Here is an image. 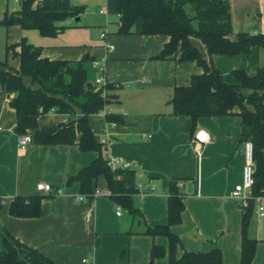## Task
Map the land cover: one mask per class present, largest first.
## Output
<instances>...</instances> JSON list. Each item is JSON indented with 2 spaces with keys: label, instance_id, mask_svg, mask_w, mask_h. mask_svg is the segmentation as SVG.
<instances>
[{
  "label": "crops",
  "instance_id": "crops-1",
  "mask_svg": "<svg viewBox=\"0 0 264 264\" xmlns=\"http://www.w3.org/2000/svg\"><path fill=\"white\" fill-rule=\"evenodd\" d=\"M20 1L0 0V22L5 12L19 9ZM226 1L231 12V39L236 40L239 33L264 34V0ZM102 9L100 14H108L106 4V12H100ZM82 14L78 20L61 22L67 28L54 37L0 23V70L18 71L19 58L7 46L17 44L23 36L41 47L42 57L78 61L89 55L94 61L104 60L105 80L119 85L112 91L114 102L104 111L118 114L120 121H107L105 114L99 112L90 114L88 122L104 158L110 155L132 163L130 169L135 171L138 189L133 205L140 215L133 217L108 195L91 197L96 189H108L102 175L93 181L89 192H83L81 183L71 179L99 151L81 150L76 142L31 141L21 148V135L14 131L15 110L0 87V247L3 239H15L39 251L53 264H168L167 237L151 235L146 230L167 224V190L169 182L176 179L184 204L180 222L169 225L179 238L176 256L184 251L218 248L222 264H241L242 211L230 196L241 183L245 163L239 109L235 107L226 115L201 116L195 121L187 115L173 114L168 103L173 88L188 85L192 75L204 72L203 67L192 60L177 61L179 49L165 59H154L169 37L117 34L115 14L105 19L96 38H88L89 25L81 22ZM68 30L80 31L72 39L62 35ZM190 41L227 83H236L232 74L235 69L242 68L253 75L264 66V44L251 47L248 53L213 54L209 58L206 46L198 38L191 37ZM90 68L95 73L93 62ZM23 81L30 84L28 77H23ZM242 92L248 96L252 90ZM247 108L253 109L250 104ZM79 115L48 112L38 117L37 128L67 123ZM199 129L209 135L208 142L201 145L194 140ZM32 132L27 131L30 135ZM105 137L108 142L102 145L100 140ZM39 182L50 184L53 191L37 190ZM147 185L154 186V190L142 197L140 192ZM34 195L41 196L38 216L17 217L9 213L14 197ZM79 195L83 196L82 201L77 200ZM247 236L256 241L249 264H264V216L253 214ZM153 246L161 247L162 253L153 257ZM85 258L88 262L82 261Z\"/></svg>",
  "mask_w": 264,
  "mask_h": 264
},
{
  "label": "trees",
  "instance_id": "trees-1",
  "mask_svg": "<svg viewBox=\"0 0 264 264\" xmlns=\"http://www.w3.org/2000/svg\"><path fill=\"white\" fill-rule=\"evenodd\" d=\"M84 5H75L70 0H21L19 9L5 12L0 22L5 26L19 25L22 29H35L41 36L54 37L61 33L67 19L77 18ZM108 13L118 16L117 34L154 35L169 37L154 59L162 60L180 54L177 61H195L203 67L202 74L192 75L190 83L175 86L168 100L172 113L187 115L195 121L201 116H220L239 109L242 127L240 140L252 144L254 164V196H264V66L253 75L239 68L232 71L236 83H227L223 74L201 57L190 38H198L207 48L209 58L213 54L231 56L248 53L253 46L264 44V34L233 33L230 5L226 0H106ZM19 47V51H15ZM19 58L16 72L0 70V87L15 110L14 131L24 135L32 130V141L37 144L77 143L81 150H97L99 155L78 174L71 178L81 183L83 192H89L93 181L102 175L111 197L133 217L140 215L133 205V195L138 191L135 171L128 168L112 169L101 154V145L95 140L88 122L90 114L99 113L114 102L117 89L114 83L97 86L90 65L92 56L78 61L53 60L41 56V47L31 44L26 37L7 46ZM30 79V84L23 81ZM243 89L252 92L245 96ZM247 104L253 109L247 108ZM55 112L75 116L76 120L37 128L39 116ZM107 121L119 122L120 116L108 112ZM176 179L168 186V222L166 225L148 227L146 232L165 235L169 242L168 264H222L221 252L213 248L206 252L184 251L175 254L179 238L169 230V225L181 220L184 204L176 187ZM41 196H16L9 205V213L17 217H35L40 210ZM241 218V264H249L253 258L255 239L247 236V228L254 214L253 200L240 208ZM161 247L153 246L151 255L161 254ZM0 264H53L39 251L19 241L3 239L0 247Z\"/></svg>",
  "mask_w": 264,
  "mask_h": 264
},
{
  "label": "built area",
  "instance_id": "built-area-1",
  "mask_svg": "<svg viewBox=\"0 0 264 264\" xmlns=\"http://www.w3.org/2000/svg\"><path fill=\"white\" fill-rule=\"evenodd\" d=\"M36 1H41V0H36ZM100 12H106V10H100ZM103 63L104 60H96L93 61V66L95 67L96 71L98 72V75L95 77L94 79V83L97 86H102L105 85L107 83V81L105 80L104 76H103ZM114 85L117 87L118 84L114 83ZM105 110V109H104ZM101 111L104 114L108 113L105 111ZM194 140L197 144L201 145L204 144L206 142H208L209 140V135L208 132L205 129H199L195 132L194 134ZM32 141V136L28 133L21 135L19 137V145L21 148H24L25 145L29 142ZM108 139L107 137L102 138L100 140V143L102 145L107 144ZM107 159V163L108 165L112 168H128L130 169L132 167V163L126 160H123L119 157L115 158L109 155V157L106 158ZM244 166H243V170H242V179H241V183L237 184L233 190L230 193V196L235 199L238 203V206L240 208L246 207L248 205V202L250 200H253V209H254V213L257 216H264V196H254L252 193V186L254 183V179H253V174H254V164H253V160H252V144L250 141H245L244 142ZM37 190L46 193V192H52L53 188L50 184L47 183H42L39 182L36 185ZM154 190V186H145L143 187V190L140 192V195L143 197L146 194L150 193L151 191ZM101 194H105V195H110L111 192L109 189H107L106 191H101L100 189H96L94 191V193L92 194V198H94L96 195H101ZM78 201H82L83 200V196L79 195L77 197ZM117 214L120 215L121 211H120V207H117ZM83 262H88V260L82 259Z\"/></svg>",
  "mask_w": 264,
  "mask_h": 264
},
{
  "label": "rangeland",
  "instance_id": "rangeland-1",
  "mask_svg": "<svg viewBox=\"0 0 264 264\" xmlns=\"http://www.w3.org/2000/svg\"><path fill=\"white\" fill-rule=\"evenodd\" d=\"M74 4L78 5H85L84 12L81 16V22L84 24H88L89 28H87V36L88 38H96L97 34H99V31L101 30L102 25L105 22V19H111L114 15L111 13L108 14H100L98 11L99 9L103 8L105 9V2L106 0H71ZM80 30H68L66 33H62L64 37L68 38H76ZM84 31V30H81ZM84 33V38L86 37V32ZM94 75H98V72L95 71L93 73ZM94 81V80H93Z\"/></svg>",
  "mask_w": 264,
  "mask_h": 264
},
{
  "label": "water",
  "instance_id": "water-1",
  "mask_svg": "<svg viewBox=\"0 0 264 264\" xmlns=\"http://www.w3.org/2000/svg\"><path fill=\"white\" fill-rule=\"evenodd\" d=\"M79 18L77 17L76 20H78Z\"/></svg>",
  "mask_w": 264,
  "mask_h": 264
}]
</instances>
